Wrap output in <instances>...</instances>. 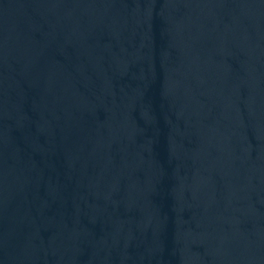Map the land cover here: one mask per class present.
Returning <instances> with one entry per match:
<instances>
[{
    "label": "water",
    "instance_id": "water-1",
    "mask_svg": "<svg viewBox=\"0 0 264 264\" xmlns=\"http://www.w3.org/2000/svg\"><path fill=\"white\" fill-rule=\"evenodd\" d=\"M0 264H264V0H0Z\"/></svg>",
    "mask_w": 264,
    "mask_h": 264
}]
</instances>
